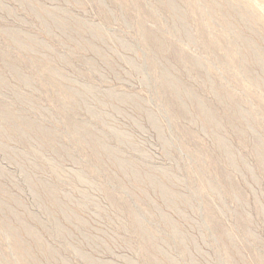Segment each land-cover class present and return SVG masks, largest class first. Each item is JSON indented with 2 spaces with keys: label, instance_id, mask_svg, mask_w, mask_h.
<instances>
[{
  "label": "rangeland",
  "instance_id": "rangeland-1",
  "mask_svg": "<svg viewBox=\"0 0 264 264\" xmlns=\"http://www.w3.org/2000/svg\"><path fill=\"white\" fill-rule=\"evenodd\" d=\"M0 264H264V0H0Z\"/></svg>",
  "mask_w": 264,
  "mask_h": 264
},
{
  "label": "bare ground",
  "instance_id": "bare-ground-1",
  "mask_svg": "<svg viewBox=\"0 0 264 264\" xmlns=\"http://www.w3.org/2000/svg\"><path fill=\"white\" fill-rule=\"evenodd\" d=\"M144 28V27H143ZM223 236V235H222Z\"/></svg>",
  "mask_w": 264,
  "mask_h": 264
}]
</instances>
